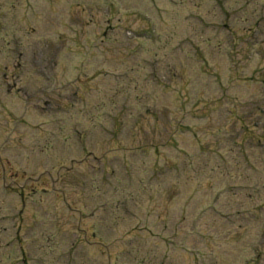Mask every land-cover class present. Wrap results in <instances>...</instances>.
<instances>
[{"label": "rangeland", "instance_id": "374dc122", "mask_svg": "<svg viewBox=\"0 0 264 264\" xmlns=\"http://www.w3.org/2000/svg\"><path fill=\"white\" fill-rule=\"evenodd\" d=\"M9 1L0 0V27ZM47 7L21 21L20 46H49L53 81L27 67L17 82L48 90L28 99L0 87L11 150L22 137V154L0 166V264H264V0ZM37 152L44 169L64 165L63 185L55 191L43 174L20 210L4 186L22 184L17 170L39 176L24 161ZM20 250L24 259L5 258Z\"/></svg>", "mask_w": 264, "mask_h": 264}, {"label": "flooded vegetation", "instance_id": "af4514ba", "mask_svg": "<svg viewBox=\"0 0 264 264\" xmlns=\"http://www.w3.org/2000/svg\"><path fill=\"white\" fill-rule=\"evenodd\" d=\"M38 59L36 60H32V61H26L25 64H21L19 61H9L8 66L6 67V70H10V75L7 76L5 73L2 74L1 76V81H0V85L1 83L4 82V80H9L10 82H14L13 86L15 85L16 81H19L21 79V77L24 75V73L26 72V67L28 63H34V66H36L37 71L40 73H44L47 72L50 68V61L48 58V54H44L42 52H40L38 55ZM22 66L24 68H22ZM26 90L24 89H17L16 92H14L15 95H17L18 93H22L23 95L28 96V99L31 97L30 95L26 94ZM44 103H46L47 105L49 104V101L44 99ZM14 142V141H13ZM15 143H19L15 142Z\"/></svg>", "mask_w": 264, "mask_h": 264}]
</instances>
